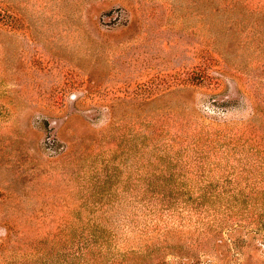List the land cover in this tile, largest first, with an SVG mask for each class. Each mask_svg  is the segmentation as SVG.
Here are the masks:
<instances>
[{
    "label": "rangeland",
    "instance_id": "374dc122",
    "mask_svg": "<svg viewBox=\"0 0 264 264\" xmlns=\"http://www.w3.org/2000/svg\"><path fill=\"white\" fill-rule=\"evenodd\" d=\"M255 21L264 0H0V264H264Z\"/></svg>",
    "mask_w": 264,
    "mask_h": 264
},
{
    "label": "trees",
    "instance_id": "16d2710c",
    "mask_svg": "<svg viewBox=\"0 0 264 264\" xmlns=\"http://www.w3.org/2000/svg\"><path fill=\"white\" fill-rule=\"evenodd\" d=\"M255 11L258 14L260 12V11L257 12V10H255ZM242 17H243V14H242ZM246 17H248V16H246ZM239 23H240V26H242L244 24L242 22V20H241V22L239 21ZM263 25L264 24H262L260 21H255L253 27H255V28H257L259 30V32H258L259 34H263L264 33V26ZM199 164H201L200 161H197V163H195L193 165L190 163L189 165L192 166V167H190L189 165L186 164V166H188L191 169L186 174L191 175L193 178L195 176L196 177V180H199V181H196L197 182L196 184H197V186H199V188H201L202 187V181L200 179H202V177H204V175H205L204 174V170L205 169L202 170V167ZM195 166H197V168H195ZM211 170H213V169L210 168L209 171H211ZM152 171H153V173H150L148 175H144L139 180L140 183L144 184V188L146 189V191H152V190H154V188H156L160 183H163V181L168 182V181H171V180H174V179L177 178V176L175 175V173H170L167 177L158 178V176H157V178H156V176H155L156 175L155 174V169H152ZM193 186H195V185H193ZM217 186L218 185L215 184L214 181H210L209 182V185H208V187L210 188V189L208 188L209 190L207 189V190H204V191H201L200 190V191H192V192H190L189 196L186 198L187 199V202H191L192 204H195L196 207L200 206L201 204L202 205H206V204H209V203H214V201H217L216 199L219 198L218 197V194H216V193L214 194V189ZM157 195H152L151 194V195H149V197H151V198H159V194H157ZM174 195H172L171 193H163V194H160V196H161L160 199H161V201L164 202V204H165V202H170V199H171V203L173 204V203H175L176 198H177V196L176 195L174 196ZM186 199L183 200L185 203H186ZM211 199H213V200H211ZM228 202H230V201H228ZM229 207H230V205L227 206L228 212H230ZM207 208H205V209H207ZM206 212L208 213V215H210L209 213L211 211L210 210H207ZM200 213L201 212L199 211L198 214H200ZM198 219L200 220V218H198ZM214 227H215V230L218 229V226H214ZM201 233H203V231ZM100 234H102V233H100ZM82 245H83V249H85V251H86L87 248H88V245L83 244V243H82ZM59 248L60 247H58V249ZM81 248H82V246H81ZM57 257L55 258V260H57ZM191 257H193V255ZM57 262H59V261H56L55 263L57 264ZM58 264H60V263H58Z\"/></svg>",
    "mask_w": 264,
    "mask_h": 264
}]
</instances>
